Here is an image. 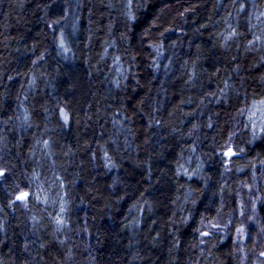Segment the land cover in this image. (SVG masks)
I'll return each mask as SVG.
<instances>
[{
	"label": "trees",
	"instance_id": "trees-1",
	"mask_svg": "<svg viewBox=\"0 0 264 264\" xmlns=\"http://www.w3.org/2000/svg\"><path fill=\"white\" fill-rule=\"evenodd\" d=\"M0 171V264H261L264 0H0Z\"/></svg>",
	"mask_w": 264,
	"mask_h": 264
},
{
	"label": "rangeland",
	"instance_id": "rangeland-1",
	"mask_svg": "<svg viewBox=\"0 0 264 264\" xmlns=\"http://www.w3.org/2000/svg\"><path fill=\"white\" fill-rule=\"evenodd\" d=\"M229 151V149L228 150H225L224 151V153H223V155L226 157V158H228V157H230L231 155H226V153ZM256 176H254L253 175V177H252V182H253V186L254 185H256ZM253 186L252 187H250V188H247V191H248V196H246L245 198H243V201H257V194H256V192L254 191V188H253ZM22 194V192H19L17 195H16V198L14 199V201H27V197L24 199V200H18L17 199V197L18 196H20ZM255 207V206H254ZM242 214V213H241ZM249 224H251V225H255V226H257V224H255L254 223V221H253V219H251L250 220V223ZM238 228H242L241 226L240 227H238ZM237 228V229H238ZM237 229H236V231H235V233H237V236H236V242H238L239 241V243H244L245 242V240H246V233H245V231H244V233L243 234H239L238 232H237ZM242 251V250H241ZM264 253V252H263ZM261 257H262V260H263V262H260L261 264H264V255H261ZM241 264H243V263H241Z\"/></svg>",
	"mask_w": 264,
	"mask_h": 264
},
{
	"label": "snow or ice",
	"instance_id": "snow-or-ice-1",
	"mask_svg": "<svg viewBox=\"0 0 264 264\" xmlns=\"http://www.w3.org/2000/svg\"><path fill=\"white\" fill-rule=\"evenodd\" d=\"M241 10H243V9H241ZM62 115L64 116V121H65V123H67V121H68V116H67V114H66V113H62ZM226 155H235V153H233V152L231 151V149H229V151L226 153ZM4 174H5L4 172L0 171V176H3ZM27 196H28L27 193H22L20 196L17 197V199H18V200H24ZM212 227H213V228H218L219 225H217V224H213ZM237 232H238L239 234H243V233H244V229H243V228H238V229H237ZM202 235H204V236H208V235H210V233H209V232H204V233H202ZM262 255H264V253H262Z\"/></svg>",
	"mask_w": 264,
	"mask_h": 264
}]
</instances>
